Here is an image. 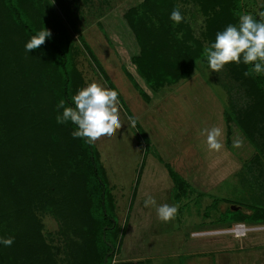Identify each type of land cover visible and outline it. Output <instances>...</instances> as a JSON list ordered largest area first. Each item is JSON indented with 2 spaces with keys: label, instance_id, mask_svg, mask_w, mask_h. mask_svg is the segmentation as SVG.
<instances>
[{
  "label": "rangeland",
  "instance_id": "obj_1",
  "mask_svg": "<svg viewBox=\"0 0 264 264\" xmlns=\"http://www.w3.org/2000/svg\"><path fill=\"white\" fill-rule=\"evenodd\" d=\"M256 1L264 6V0ZM228 5L227 0H21L29 17L36 20L45 17L53 28L58 26L55 7L72 31L77 43L71 50L72 95L92 81L112 88L119 95L121 108L139 125V116L149 114L143 112L147 105L128 75L145 91L149 103H160L167 99V94L176 96L178 93L173 91L178 87L173 89V85H167L157 93L152 92L137 76L132 57L139 59L142 52H154L171 68L184 65L190 69L191 57L202 53L218 30L236 23ZM174 7L179 8L184 17L175 27L168 18ZM201 18L206 29L197 35L200 28L197 21ZM10 22L0 0V53L9 50L4 39ZM178 33L182 34L180 39H177ZM35 56L43 61L47 59L41 53ZM19 60L20 57L15 56L12 60L0 61V237H14L11 246L0 245V264H96L84 177L80 162L75 158L78 143L70 136V129L57 126L52 120L57 113L53 96L55 84L50 85V80L45 84L37 75L28 74L30 68L18 72ZM25 61L32 63L28 58H24ZM192 74V78L204 81L205 90H214L225 104L242 90L239 65L229 64L220 72H211L205 59L198 60ZM169 102L171 104L155 106L154 109L159 110L156 118L167 120L171 116L169 122L184 124L188 111L181 99L172 97ZM119 114L121 128L111 139L94 145L107 181V198L117 219L118 248L111 264H121V259L131 258L125 252L127 245L131 252L135 242L122 244V247L121 243L130 205L135 203L133 192L140 165L145 160L120 109ZM183 132L184 128L172 132L169 140L176 141L174 147L180 157L190 159L195 155L196 145L188 141V135L196 131L187 130L184 137ZM230 141L231 152H225L224 160L212 159L198 173L209 181L201 185V190H209L204 191L203 196L187 197L179 193L177 198L182 197V201L173 203L178 206L175 219L169 227L158 225L159 232L154 231V235H164L165 239L171 237L173 231H179L189 240L171 255L166 252L167 242L161 237L150 264H264V228L241 237L195 234L218 228L213 226L214 209L210 206L214 198H221L216 206L218 211H225L231 205L243 210L244 218L234 224L264 227L248 222L251 212L247 206L259 204L262 201L259 194H245L238 182L231 179L240 166L254 156L255 150L237 129ZM190 144L194 150L189 148ZM149 146L145 143L143 149ZM201 154L207 155L205 149ZM150 233L148 230L145 233L147 238ZM77 249L81 251L78 256Z\"/></svg>",
  "mask_w": 264,
  "mask_h": 264
},
{
  "label": "trees",
  "instance_id": "obj_2",
  "mask_svg": "<svg viewBox=\"0 0 264 264\" xmlns=\"http://www.w3.org/2000/svg\"><path fill=\"white\" fill-rule=\"evenodd\" d=\"M1 1L7 12L8 18H10L12 22H10V24L7 23L9 31H6L4 39L6 45L9 46V50L0 53V61L3 62L6 59L12 60L15 56L20 57L21 62L18 63V72L30 68L27 70L28 74L37 75V78H41L45 84H47L49 80L52 81L49 84H55L53 89L55 104L62 98L66 101H70L73 89L71 50L72 46L77 45V43L67 23L63 20L55 7H53V9L57 17L58 26L53 28L45 17H40L38 20L29 17L21 6V0ZM227 1L229 4V13L235 22V14L237 12H251L257 18H261L258 14L264 12V6L259 4L256 0ZM43 27L50 31L51 37L46 38L45 42L38 46L37 49L29 50V55L25 54V42L31 35ZM37 53L45 55L47 59L45 58L46 60L43 61L42 58H36L35 54ZM84 53L85 52H82V54ZM24 58H28L32 63L28 64L26 61L24 62ZM198 60H204L202 53L196 54L194 58L191 57V65L188 70L184 65L183 67H179V65L178 67L173 66V68L167 66V64L154 52H142L140 53L139 59L137 56H134L131 62L135 67L137 76L142 80L144 86L149 88L152 92L157 93L167 85H173L172 87L174 89L190 80L193 77L192 71L195 68V62ZM245 70L246 66L240 64L239 74L242 79L240 85L242 90H240V93H237L236 96H231L228 103L222 104L224 144L226 150L231 152L230 138L234 134V129H237L255 150L254 156L249 161L243 163L239 170L231 176V179H234V182L236 180V183L238 182V185L241 186L245 194H259L262 201H260L261 199L258 196V201H260L259 204L247 206L251 212L248 222L252 225H264V75L246 77L243 75ZM128 78L141 99L149 103L150 98L146 95L145 91L139 84L137 85L135 80L129 75ZM121 104L120 101L119 109L126 123H128L129 129L135 135L137 145L140 146L144 155L152 154L164 166L168 176L173 182L171 200L174 203H180L182 197L179 199L177 198L179 193L187 197H191V195L203 196L204 193L193 189L168 163L164 162L153 147L149 146L150 148L143 149L145 143L150 145L149 139L144 134L140 125L136 121H134V123L132 122L134 120L133 117L130 113L121 108ZM56 114L52 118L54 124L72 130L70 124H57L55 121ZM14 116L19 118L17 114ZM75 140L78 143L75 150V158L79 160L82 167L81 170L84 177L83 189L89 203L87 211L92 221L91 233L93 236L92 242L94 250L97 255L96 264H103L105 257L106 264H111L118 248L117 219L112 211L110 201L107 198L108 190L105 173L102 165L98 161L95 146H87L84 145L82 141L78 139ZM142 166L141 163L139 173ZM219 199L221 198H214L210 205L212 209H214L212 214L215 225L213 226H218V228L203 231L229 229L235 225L234 223L236 221L244 218L245 215L242 209L233 211L230 209V206H228L225 211H218L216 206L219 203ZM187 201L188 199H185V202ZM76 248L79 247L76 246ZM75 252L77 256L81 254L79 249ZM123 263L145 264L147 261H122L121 264Z\"/></svg>",
  "mask_w": 264,
  "mask_h": 264
},
{
  "label": "crops",
  "instance_id": "obj_3",
  "mask_svg": "<svg viewBox=\"0 0 264 264\" xmlns=\"http://www.w3.org/2000/svg\"><path fill=\"white\" fill-rule=\"evenodd\" d=\"M204 81L199 78H191L187 82L178 86L177 89L173 92H177L176 96L166 95L167 99L162 102L156 103H146V107L144 109V113H148L149 115L143 114L140 118V127L143 130L144 134L147 136L150 142V147H153L160 157L164 160V162L168 163L183 179L195 190L204 193L201 190V185L209 183L207 177L202 178L198 173L202 172V169L208 162L212 159H216L217 157H221V159L225 158V152H228L225 148L224 142V124L222 120V112L224 103L221 98L214 92V90L207 89L205 90ZM203 90L206 91V97L204 95ZM186 93H189L187 95ZM195 94V98H194ZM139 95V94H138ZM183 95V96H182ZM187 95V96H186ZM180 96V97H178ZM182 96V97H181ZM140 97V96H139ZM172 97H176L181 99V103L184 107L187 108L186 122L183 124L170 121V117L167 120L164 118H156V114L159 113L155 106L158 104H171L169 101ZM141 98V97H140ZM143 101V100H142ZM144 102V101H143ZM177 102V101H176ZM179 105V103L177 102ZM172 109V108H170ZM200 110V111H198ZM208 118V119H207ZM207 119V120H206ZM176 123V124H175ZM211 123V124H210ZM199 126V127H198ZM173 127V128H171ZM180 127V128H179ZM194 127H197L194 130ZM210 127H217L220 130L219 142L222 144V147L218 151L209 150L205 143V136L201 135V130ZM184 128V132L182 133L184 137V133L187 130L196 131L193 135L189 134L188 141L196 145L195 150V159L194 156L190 159H185L186 156L180 157L176 153V149L174 144L176 141H170L169 138L172 137V132L177 133L180 129ZM172 133V134H171ZM203 143L204 145H201ZM172 144V147H170ZM191 144L189 148H191ZM200 145V147H199ZM202 149H205L207 155L203 157ZM184 150L179 152L181 155ZM221 152V153H220ZM209 159H208V158ZM211 157V158H210ZM207 158V160L205 159ZM224 160V159H223ZM185 163V164H184ZM138 181L136 182L134 194H136V198H134V204L130 205L129 214L127 218V222L124 228V234L122 238V244L125 243L130 244L131 242H135L131 247L133 250L128 252L130 248L127 245V250L125 255L131 258H125V260L121 259V261H147L145 264H150V261L153 259L156 254V250L158 246H160L159 241L161 237L164 235L156 236L155 233H158L160 229H158V225H162L164 227H169L172 220L168 223L161 222L156 215L155 207L149 205L148 207L144 206V200L151 196L155 199L157 205L162 203L173 204L172 199V188L173 182L164 166L152 155H145V160L143 162V166L139 173ZM213 184V183H211ZM217 184V183H216ZM215 186V184H214ZM212 189V188H210ZM131 208L133 210H131ZM131 219V220H130ZM155 226V230L152 231ZM157 227V229H156ZM152 232L149 238L146 237L145 233ZM174 234L171 237H166L165 242H167V250L166 252L171 255L176 254L177 251L180 250L184 241L186 239L189 240V237L182 235V232L173 231ZM188 232V231H187ZM176 235V239H173V236ZM135 237V238H134ZM140 237V238H139ZM171 238L169 241L168 239ZM132 240V241H131ZM147 244V245H146ZM140 247L142 252L140 253ZM139 248V249H138ZM173 248L172 252L169 249ZM138 249V250H137ZM121 250V248H120ZM134 252V253H133ZM135 256H133V254ZM135 258V259H132ZM235 262V261H234Z\"/></svg>",
  "mask_w": 264,
  "mask_h": 264
},
{
  "label": "clouds",
  "instance_id": "obj_4",
  "mask_svg": "<svg viewBox=\"0 0 264 264\" xmlns=\"http://www.w3.org/2000/svg\"><path fill=\"white\" fill-rule=\"evenodd\" d=\"M235 15L236 23H229L222 30H218L214 39L204 46L202 56L206 60L207 68L211 72H220L226 65L243 64L246 66L244 76L264 75V12L258 14L261 18L246 11L237 12ZM168 18L173 27L184 19L176 7L169 13ZM197 24L200 26L198 35L199 31L206 29V24L203 18ZM181 36L178 33L177 39ZM50 37V31L44 27L37 30L25 42V54L29 55V50L37 49ZM119 105L120 99L114 89L92 81L78 88L70 101L62 98L57 102L55 121L59 125L70 124V136L82 141L84 145L92 146L111 139L116 130L121 128ZM201 135L205 136L209 150L221 149L222 144L218 139L220 130L217 127L202 129ZM149 205L155 207L157 218L163 223L175 219L178 211L176 204L157 205L151 196L144 200V206ZM13 241L14 237H0V245L4 247L11 246Z\"/></svg>",
  "mask_w": 264,
  "mask_h": 264
},
{
  "label": "built area",
  "instance_id": "obj_5",
  "mask_svg": "<svg viewBox=\"0 0 264 264\" xmlns=\"http://www.w3.org/2000/svg\"><path fill=\"white\" fill-rule=\"evenodd\" d=\"M264 227H248L244 224L238 223L235 224L233 227L229 229H215V230H208V231H200L196 232L195 234L197 236H207V235H234L235 237H241L246 236L250 232H254L260 229H263Z\"/></svg>",
  "mask_w": 264,
  "mask_h": 264
},
{
  "label": "water",
  "instance_id": "obj_6",
  "mask_svg": "<svg viewBox=\"0 0 264 264\" xmlns=\"http://www.w3.org/2000/svg\"><path fill=\"white\" fill-rule=\"evenodd\" d=\"M230 209L233 210V211H235L238 208L237 207H234V206H230ZM103 264H106V257L104 258Z\"/></svg>",
  "mask_w": 264,
  "mask_h": 264
}]
</instances>
